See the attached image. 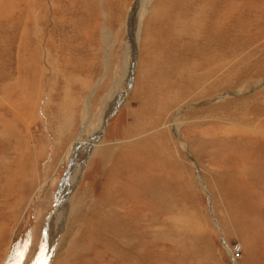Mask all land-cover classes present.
<instances>
[{"label":"rangeland","instance_id":"1","mask_svg":"<svg viewBox=\"0 0 264 264\" xmlns=\"http://www.w3.org/2000/svg\"><path fill=\"white\" fill-rule=\"evenodd\" d=\"M139 1L0 0V264H264V11L151 0L129 85ZM240 5L241 37L260 40L200 65L205 21L228 8L236 24ZM81 131L102 137L90 156L72 154ZM82 166L57 239L61 183Z\"/></svg>","mask_w":264,"mask_h":264},{"label":"bare ground","instance_id":"2","mask_svg":"<svg viewBox=\"0 0 264 264\" xmlns=\"http://www.w3.org/2000/svg\"><path fill=\"white\" fill-rule=\"evenodd\" d=\"M142 2V4H141ZM151 0H140L138 2V5L140 3V6L139 9H138V6L136 4V10L133 11L132 16H131V20L129 21L130 22V26H128V32H129V40L127 42V47H126V68H125V76L129 82V85L132 81V74L134 72V68H135V64H136V57H137V51H138V44H139V30H140V27H141V22H142V18L143 16L145 15L146 11H147V7H148V4H150ZM245 2L244 0H241L240 4L243 5ZM256 4H260V8L264 11V1L262 0H257L256 1ZM241 5H240V9L238 11V19H240L239 22L236 21V24H232V20H228L227 17L232 13H230L228 15V8L224 9V11L222 13H220L219 15V18H212L210 20H206L205 23H204V26L206 27V30L209 29L207 31V37L203 39V35H200V40H201V43H204V45L206 46V50L209 51L210 48H212L211 50V53H209L206 57L208 58H204V56H201L200 54H196L195 57L197 58V60L200 58V60H198V62H200V65L202 63H206L207 61L209 62V64H214L216 65V63L220 60V62H218V64H221V61H224V60H221L222 56L224 57V54L226 51L229 50H243L244 48H246L248 46V42L252 45L253 43L259 41V37L257 35L258 32H256V30H254L253 34L251 35L253 37V39H255V41L252 42V40H249L247 39V41L245 39H243L241 36L242 33L244 32V30H246L249 34V37H250V31L252 30V26L248 23H242L241 21V15H240V11H241ZM257 7V6H256ZM256 7L254 8V10H256ZM138 10V11H137ZM175 10H178L179 11V8H176ZM176 11V13L178 12ZM179 13V12H178ZM234 14V13H233ZM235 16V15H234ZM173 17V16H172ZM234 19V17H233ZM235 20V19H234ZM249 20V19H248ZM251 20V19H250ZM105 36H107V38L110 37V32L107 30L105 31ZM200 34V33H199ZM179 36V35H178ZM206 36V35H205ZM210 36V38H208ZM196 37V36H194ZM199 37V35H198ZM232 37V38H231ZM264 38V37H263ZM262 38V39H263ZM110 39V38H109ZM196 39V38H195ZM107 40V39H106ZM264 40V39H263ZM109 41V40H108ZM196 41V40H195ZM109 43V42H108ZM193 43V42H192ZM258 43V42H257ZM249 44V45H250ZM199 45V44H198ZM201 45V44H200ZM258 45V44H257ZM110 46V44L108 45ZM194 46V45H193ZM212 46V47H211ZM200 47V46H199ZM109 48V47H108ZM214 48V49H213ZM228 48V49H227ZM235 48V49H234ZM250 48V47H249ZM107 49V48H106ZM183 50L182 52L185 53V50L182 48V46H180V49H178V51L180 50ZM186 49V48H185ZM227 49V50H226ZM197 50V49H196ZM195 50V51H196ZM109 52V51H108ZM186 52H188L189 54V59L192 60V57L194 56V52L193 51H188L186 49ZM109 54V53H108ZM179 55V54H178ZM201 56V57H200ZM203 59V60H202ZM215 60H216V63H215ZM27 61V60H26ZM197 62V61H196ZM196 62H193V65L196 67V68H200L202 66H196L197 63ZM225 63V62H224ZM108 65V64H107ZM185 65V64H184ZM224 65V64H223ZM219 66V65H218ZM226 66V65H225ZM194 67V69H195ZM224 67V66H223ZM187 68V67H186ZM216 68V67H215ZM220 68V66H219ZM211 69V68H210ZM224 71V70H223ZM190 73V72H189ZM193 73V74H192ZM36 75V74H35ZM195 75H198L196 73L195 70H192L191 69V76H195ZM30 76V74H29ZM190 76V75H188ZM193 79V77H191ZM118 81V80H117ZM30 82V81H29ZM100 83V82H99ZM259 83V82H258ZM264 83V79L261 80V84ZM35 84V83H34ZM118 84H119V81L116 83V87L110 91V94L108 95V99L106 102H108L110 105H112L111 107L109 108H106L103 112H102V115L100 117L99 122L97 124V126L95 127V132L94 134L97 133V135H101L102 132H103V125L105 123V120L106 118H108V116L111 114L112 110L114 107H118L120 106V99H115L116 96H117V87H118ZM32 87V86H31ZM97 89V88H96ZM95 89V90H96ZM95 90L93 91L92 94H94ZM92 96V95H91ZM118 98V97H117ZM223 98V97H222ZM109 105V106H110ZM118 105V106H117ZM108 107V106H107ZM90 99L87 101V108H86V113H87V117L89 118L90 116V112H91V109H90ZM114 111V110H113ZM4 119V118H2ZM87 120V119H86ZM5 121V120H4ZM89 120H87V123L85 124L84 128L82 131H84L87 127V124H88ZM249 123V122H248ZM247 123V124H248ZM260 123V122H259ZM3 124V123H2ZM261 124V123H260ZM174 130L175 132L177 133V135L179 136L178 134V129L176 127H174ZM4 131V130H3ZM81 131V132H82ZM238 131V130H237ZM251 131V130H250ZM241 132V131H240ZM84 132L81 133V136L79 138H77V140L74 142V147H72V154H74L75 152H77V148L79 146H83L84 149L86 150V152H90L89 153V156L91 154V151H92V148H96V145L100 143V140H97L95 142L94 145H91L90 142L91 140L89 139L88 141L86 140L84 134ZM230 135V134H229ZM4 136V135H3ZM2 136V137H3ZM5 138V136H4ZM95 138V137H94ZM88 139V138H87ZM261 139V138H260ZM96 140V139H95ZM264 144V143H263ZM259 148V147H258ZM76 154V153H75ZM88 158V156H86ZM83 158V157H82ZM86 158V159H87ZM85 159V161H86ZM75 160V159H74ZM3 165V164H2ZM85 165V162L84 164ZM74 166V165H73ZM71 169V168H70ZM83 170V166L78 170V174L76 175L74 173V170L72 171V173H70L69 175V178H67V174H66V181L63 180V182L61 184L64 183V187L61 185L60 186V189L61 192L59 191V194L57 196V200H56V207L54 209V214L52 216V218L49 219L48 221V229L46 230V232L51 229L50 231H52L54 229V225L53 222H54V219H56V223L58 224V232L59 234L57 235V239H59L62 235V233L64 232L65 230V227H66V220H67V216H68V213H69V206L68 205H64L63 203V200L68 198L67 196H69L70 194H72V192L75 190L76 186H77V182L79 181V178H80V174ZM3 171V170H2ZM202 178V177H201ZM201 180V179H200ZM63 202V203H62ZM59 217V218H58ZM55 230V229H54ZM49 231V233H50ZM54 232V231H52ZM56 233V232H55ZM44 240H45V234H44ZM36 264H42L40 260H37L36 261Z\"/></svg>","mask_w":264,"mask_h":264},{"label":"water","instance_id":"3","mask_svg":"<svg viewBox=\"0 0 264 264\" xmlns=\"http://www.w3.org/2000/svg\"><path fill=\"white\" fill-rule=\"evenodd\" d=\"M45 230H46V228H44V233H45ZM45 237H46V234H45Z\"/></svg>","mask_w":264,"mask_h":264}]
</instances>
